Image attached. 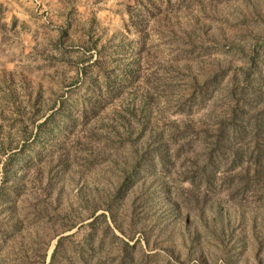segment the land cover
<instances>
[{"label":"rangeland","instance_id":"rangeland-1","mask_svg":"<svg viewBox=\"0 0 264 264\" xmlns=\"http://www.w3.org/2000/svg\"><path fill=\"white\" fill-rule=\"evenodd\" d=\"M0 264H264V0H0Z\"/></svg>","mask_w":264,"mask_h":264}]
</instances>
